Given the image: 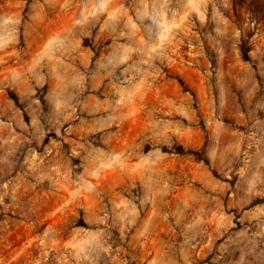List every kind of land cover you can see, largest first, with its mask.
Wrapping results in <instances>:
<instances>
[{"label":"rangeland","instance_id":"374dc122","mask_svg":"<svg viewBox=\"0 0 264 264\" xmlns=\"http://www.w3.org/2000/svg\"><path fill=\"white\" fill-rule=\"evenodd\" d=\"M0 264H264V0H0Z\"/></svg>","mask_w":264,"mask_h":264},{"label":"trees","instance_id":"16d2710c","mask_svg":"<svg viewBox=\"0 0 264 264\" xmlns=\"http://www.w3.org/2000/svg\"><path fill=\"white\" fill-rule=\"evenodd\" d=\"M242 56H243V58H245V59L248 58V55H247V49H246L245 46H243V49H242ZM179 152H180V153H190V154H193V155H195L198 159H201V160L207 162V157H206L205 154L202 153V152H199V151H193V150L185 151V150H182V149H180Z\"/></svg>","mask_w":264,"mask_h":264}]
</instances>
